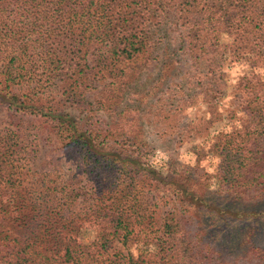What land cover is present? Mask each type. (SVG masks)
Here are the masks:
<instances>
[{
  "label": "trees",
  "instance_id": "1",
  "mask_svg": "<svg viewBox=\"0 0 264 264\" xmlns=\"http://www.w3.org/2000/svg\"><path fill=\"white\" fill-rule=\"evenodd\" d=\"M170 41L187 65L166 85V103L182 108L200 97L215 106L225 92L227 58L240 57L248 71L232 100L247 120L213 144L220 155L216 190L197 192L183 181L177 187L191 199L181 196L161 220L153 190L174 182L128 138L134 120L127 110L139 118L147 100L133 88L150 66L158 75L166 69ZM261 68L264 0H0V104L7 112L0 209L8 186L18 213L8 220L0 212V264H264ZM91 89L100 109L116 117L114 128L96 114L87 120L68 110L94 113ZM28 127L75 158L85 179L78 184L28 166ZM251 194L261 202L248 207L241 196ZM85 224L98 228L89 241L78 236ZM129 242L156 251L117 246Z\"/></svg>",
  "mask_w": 264,
  "mask_h": 264
},
{
  "label": "rangeland",
  "instance_id": "2",
  "mask_svg": "<svg viewBox=\"0 0 264 264\" xmlns=\"http://www.w3.org/2000/svg\"><path fill=\"white\" fill-rule=\"evenodd\" d=\"M165 46L168 52L173 48L170 59L166 61V69L158 75V67L150 66L140 74L138 83L133 88L140 91L139 95L146 96L145 100H147L140 106L139 118L135 111L127 110L134 120V125L127 135L128 138L140 146L146 159L152 163L156 171L174 182L172 183L173 188L167 184H161L153 190L158 204L155 217L161 220L166 211L171 209L174 203H178L181 196L185 195L177 187L183 181H187L183 183L184 186L190 185L197 192L216 190L219 185L217 172L220 155L212 150L213 144L230 130L243 128L247 120L243 111L235 107L232 100L233 89L240 77L248 71V66L242 58H227L224 68L225 92L218 98L215 106L210 108L200 97H197L189 100L184 107L178 108L176 101L171 104L166 103V85L181 78L187 63L185 57L177 49V43L170 41V44H164L163 47ZM260 71L264 76V69L261 68ZM97 92L96 89L87 92L88 98L93 103L94 113L70 107L68 110L87 120L92 118V114H96L111 122L114 128L116 117L111 118L100 109L96 102ZM6 119L7 112L0 104V130H3L6 125ZM24 133H28L25 141L28 166L33 169L44 166L53 172L58 171L57 173L64 178H71L78 184L85 179L84 172L78 166L76 159L64 148L55 143H47L42 133L33 127H28ZM4 188V205L0 212L9 220L18 216L17 208L12 205L16 195L12 188L8 186ZM255 191L250 190L251 193ZM190 197L189 194L185 195L186 200H190ZM241 197L242 202L248 207L257 204V197L253 194ZM191 209L193 210V207ZM259 220L256 223H259ZM262 221L264 222L263 219ZM188 224L191 233L194 230V222ZM97 229L94 225L85 224L79 228L78 236L82 240L89 241L98 233ZM220 240L224 241L225 246L232 243L226 234ZM117 246L122 252H126L129 248L133 254L140 251L150 254L156 251L152 244L129 242L126 245L117 243ZM118 256L120 257H117V260L122 262L123 258L121 255ZM237 264L244 263L238 261Z\"/></svg>",
  "mask_w": 264,
  "mask_h": 264
}]
</instances>
